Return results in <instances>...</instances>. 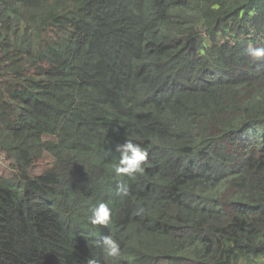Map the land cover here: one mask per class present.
I'll return each mask as SVG.
<instances>
[{"label": "trees", "instance_id": "16d2710c", "mask_svg": "<svg viewBox=\"0 0 264 264\" xmlns=\"http://www.w3.org/2000/svg\"><path fill=\"white\" fill-rule=\"evenodd\" d=\"M258 47L264 0H0V264H264Z\"/></svg>", "mask_w": 264, "mask_h": 264}, {"label": "clouds", "instance_id": "9594fccd", "mask_svg": "<svg viewBox=\"0 0 264 264\" xmlns=\"http://www.w3.org/2000/svg\"><path fill=\"white\" fill-rule=\"evenodd\" d=\"M249 54L256 58L264 57V47L249 48ZM115 151L120 153L119 162L116 165L115 171L117 174L132 177L144 171V163L147 161L148 152L140 144L126 140L123 144H118ZM129 188L127 184H118L116 188L117 196H127ZM145 212L143 207H137L136 215H141ZM90 222L93 225L107 226L111 222V210L106 203H100L92 210ZM103 252L107 257L116 258L121 254L119 242L111 235H106L102 238ZM87 264H98L94 258H89Z\"/></svg>", "mask_w": 264, "mask_h": 264}, {"label": "rangeland", "instance_id": "374dc122", "mask_svg": "<svg viewBox=\"0 0 264 264\" xmlns=\"http://www.w3.org/2000/svg\"><path fill=\"white\" fill-rule=\"evenodd\" d=\"M45 140H49V139L45 138ZM40 164L42 167H45L47 166L48 163L47 161H43V162H40ZM8 172L9 171L4 168L3 162L1 161V157H0V175L7 177Z\"/></svg>", "mask_w": 264, "mask_h": 264}]
</instances>
